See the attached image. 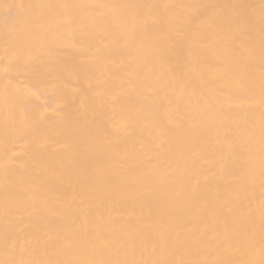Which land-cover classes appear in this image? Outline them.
<instances>
[{
  "label": "bare ground",
  "instance_id": "1",
  "mask_svg": "<svg viewBox=\"0 0 264 264\" xmlns=\"http://www.w3.org/2000/svg\"><path fill=\"white\" fill-rule=\"evenodd\" d=\"M0 264H264V0H0Z\"/></svg>",
  "mask_w": 264,
  "mask_h": 264
}]
</instances>
